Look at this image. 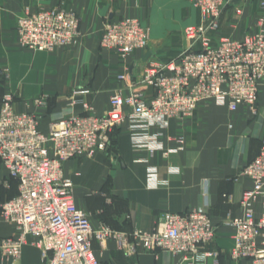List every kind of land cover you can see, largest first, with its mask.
I'll return each mask as SVG.
<instances>
[{
	"label": "crops",
	"instance_id": "1",
	"mask_svg": "<svg viewBox=\"0 0 264 264\" xmlns=\"http://www.w3.org/2000/svg\"><path fill=\"white\" fill-rule=\"evenodd\" d=\"M260 1L230 0L218 30L209 34V45L257 32ZM54 6L76 13L79 42L50 52L21 49L17 18L25 10ZM127 17L140 21L147 46L122 61L114 50L102 49L99 39L108 22ZM199 23L200 13L190 0H0V99L12 95L13 110L36 115L43 133L52 122L82 113L79 104H71L74 91L86 90L76 98L86 102L93 114L103 116L109 97L128 94L129 81H135L143 68L164 64L184 52L189 46L185 28ZM121 74L125 80L118 79ZM144 93L149 99L152 91L148 88ZM148 134L165 151L176 149L181 138L182 150L149 156L147 150L132 146L123 123L111 133L106 152L65 162L63 174L72 182L75 205L88 215L93 228L107 226L127 234L135 228L154 230L163 213L202 209L212 221L215 238L200 250L217 253L202 264H232L234 231L228 222L242 215L239 201L251 182L240 172L258 155L264 138V83L254 107L232 112L203 102L191 118L169 120L166 128L151 127ZM151 170L154 184L149 179ZM16 195L17 183L0 165V208ZM17 234L16 227L0 217V242ZM31 241L28 238L22 246L14 264H44ZM92 249L99 264H183L180 257L166 252H144L131 240L123 247L112 240L103 246L93 241ZM0 264L11 263L0 253Z\"/></svg>",
	"mask_w": 264,
	"mask_h": 264
},
{
	"label": "built area",
	"instance_id": "2",
	"mask_svg": "<svg viewBox=\"0 0 264 264\" xmlns=\"http://www.w3.org/2000/svg\"><path fill=\"white\" fill-rule=\"evenodd\" d=\"M190 1L200 13V23L184 30L188 48L164 64L143 68L135 81H129L128 94L109 97L105 115L93 114L86 102L76 98L86 90L74 91L71 104H79L82 113L52 122L46 134L39 130L36 115L15 112L12 95L2 96L0 165L17 183V195L1 205L0 217L13 224L18 234L1 240L0 253L11 264L18 260L28 238L44 264H99L92 242L103 246L109 240L119 247L131 240L144 252H166L180 257L183 264H202L217 257L216 252L200 250L215 238L212 221L202 209L163 213L150 231L135 228L127 234L107 226L93 228L88 215L75 205L72 182L63 174L65 162L106 152L111 133L123 123L135 149H145L149 156L157 151L167 156L182 150V139L176 149L165 151L148 134L151 127L166 128L169 120L189 119L203 102L232 112L255 106L264 83V0L259 4L257 32L242 40L220 39L216 46L209 45V34L218 30L230 0ZM16 34L24 50L50 52L72 47L81 38L80 19L59 6L26 10L16 20ZM99 45L125 61L146 48L147 33L137 18H122L104 26ZM118 79L125 80L126 75ZM148 88L152 94L146 99ZM37 103L42 104L41 100ZM240 174L251 182V188L240 198L242 215L228 222L234 231L229 260L232 264H264V138L258 155ZM149 179L154 184V170Z\"/></svg>",
	"mask_w": 264,
	"mask_h": 264
},
{
	"label": "rangeland",
	"instance_id": "3",
	"mask_svg": "<svg viewBox=\"0 0 264 264\" xmlns=\"http://www.w3.org/2000/svg\"><path fill=\"white\" fill-rule=\"evenodd\" d=\"M26 11V10H25ZM259 19V18H258ZM258 19H257V22H258ZM257 22H256V26H257ZM258 28V27H257ZM258 31V30H257ZM66 48H68V47H66ZM24 50V49H23ZM30 51V50H29ZM34 52V51H33ZM46 134H47V132H45Z\"/></svg>",
	"mask_w": 264,
	"mask_h": 264
}]
</instances>
